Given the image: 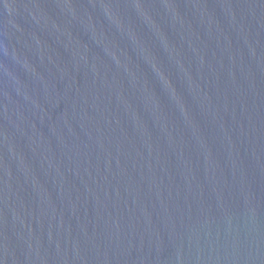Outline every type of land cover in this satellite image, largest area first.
<instances>
[{
    "label": "water",
    "instance_id": "1",
    "mask_svg": "<svg viewBox=\"0 0 264 264\" xmlns=\"http://www.w3.org/2000/svg\"><path fill=\"white\" fill-rule=\"evenodd\" d=\"M0 264H264V0H0Z\"/></svg>",
    "mask_w": 264,
    "mask_h": 264
}]
</instances>
